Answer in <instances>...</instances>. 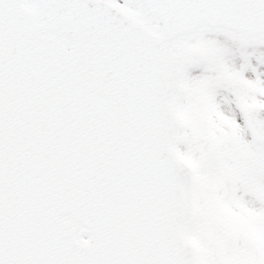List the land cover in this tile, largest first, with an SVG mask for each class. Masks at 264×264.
<instances>
[{
	"label": "snow or ice",
	"instance_id": "obj_1",
	"mask_svg": "<svg viewBox=\"0 0 264 264\" xmlns=\"http://www.w3.org/2000/svg\"><path fill=\"white\" fill-rule=\"evenodd\" d=\"M0 264H264V0H0Z\"/></svg>",
	"mask_w": 264,
	"mask_h": 264
}]
</instances>
